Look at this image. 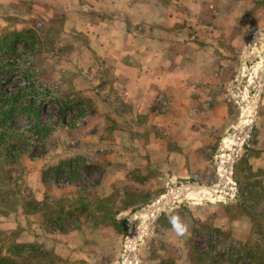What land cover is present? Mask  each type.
Here are the masks:
<instances>
[{
    "label": "rangeland",
    "instance_id": "obj_1",
    "mask_svg": "<svg viewBox=\"0 0 264 264\" xmlns=\"http://www.w3.org/2000/svg\"><path fill=\"white\" fill-rule=\"evenodd\" d=\"M206 4L212 29H218L215 16L222 12L227 16L221 26L233 29L228 57L213 69L214 75L222 76L224 99L209 101L216 110L213 114L192 116L196 126L209 124L216 129L201 126L198 161L190 165L188 177L173 181L155 169L143 166L140 171L122 161L133 153L131 148H137L131 142L133 136L139 141L141 132L129 131L128 139L115 135L125 126L123 121L131 123L123 109L122 121L105 104L107 82H92L91 61L82 59L85 63L79 65L83 36L74 34L77 42L69 48V37L62 39L59 16L32 19L26 14L27 4L20 11L0 8V218L10 216L16 223L15 228L1 229L0 264H9L4 257H13L10 249L17 244L34 246L30 264H121L126 240L138 232L143 220L140 213L185 184L213 186L217 191L168 202L137 238L134 264L171 263L163 257L166 249L158 241L156 226L168 216L188 226L190 264H255L264 259L263 171L250 162L259 155L251 146L264 70L259 82L248 83L253 67L264 58V0H207ZM253 6L259 8L257 13L251 11ZM13 29L23 34L11 40L7 33ZM94 91L105 94L101 101ZM247 101L255 102L253 118L235 148L231 182L225 187L219 180L220 155L233 139ZM167 103L166 99L165 107ZM202 103L199 109L204 108ZM139 116V121L147 118ZM33 197L42 200L35 205L41 207L38 212L22 207ZM101 226L114 227L116 241L89 247L83 257L73 254L74 248L64 241L76 230L88 242L95 241L87 237ZM18 250L23 257L28 252Z\"/></svg>",
    "mask_w": 264,
    "mask_h": 264
},
{
    "label": "crops",
    "instance_id": "obj_2",
    "mask_svg": "<svg viewBox=\"0 0 264 264\" xmlns=\"http://www.w3.org/2000/svg\"><path fill=\"white\" fill-rule=\"evenodd\" d=\"M206 2L0 0V8L20 11L21 5L27 4L29 11L26 14L32 19L49 21L59 16L63 21L62 39L69 37L66 40L70 43L69 48L77 42L76 38H72L74 34L83 36L85 48L79 55V65L85 63L82 59L91 61L88 65L95 68L92 82H107V103L103 99L102 103L116 110L114 113L122 121L123 109L122 115L128 121L124 120L131 123L128 126L123 121L126 127L117 129L115 135L128 139L129 131L142 133L139 141L133 136L131 144L137 148H131L133 153L124 155L122 161L132 165L133 169L140 168V171H143V166L145 170L155 169L161 175L167 174L173 181L188 177L192 168L190 165L198 161L196 150L202 144L197 132L201 126L204 130L216 129L209 124L196 126L197 119L192 116L213 114L216 110L212 109L209 101L224 99L222 76L214 75L213 69L228 57L233 29L221 26L222 17L227 16V12H222L220 16L216 13L219 27L212 29L209 25L212 14L207 10ZM258 9L253 6L251 11L256 10L257 13ZM253 24H256L255 19ZM101 75L107 76V79L104 80ZM98 93L94 91L93 96L101 101L105 94ZM166 99L168 103L165 107ZM199 101L203 102V109H199ZM163 114L167 117L161 118ZM139 115L147 118L139 121ZM170 134L177 136L170 138ZM251 147L259 151V155L250 162L262 168L264 183V91L258 106L255 139ZM157 224L158 241L166 249L162 251L163 257H169L170 264H190L188 226L172 216L165 221L164 218L159 220ZM15 226L10 216L0 218V230ZM117 236L114 227L101 226L87 237L96 238L95 241L88 242L78 230L67 234L64 241L74 248L73 254L83 257L89 247L93 249L113 244Z\"/></svg>",
    "mask_w": 264,
    "mask_h": 264
},
{
    "label": "bare ground",
    "instance_id": "obj_3",
    "mask_svg": "<svg viewBox=\"0 0 264 264\" xmlns=\"http://www.w3.org/2000/svg\"><path fill=\"white\" fill-rule=\"evenodd\" d=\"M264 70V58H262L261 61H258L255 66L252 69L251 73V79L248 80V83H251L253 80H256V83L261 80L262 71ZM246 101V100H244ZM248 109L244 110L242 116L240 117V120L235 125L234 133H233V139L228 141V144L223 147V153L220 155V161H219V175H220V181L223 183V186H228L231 182L230 180V173L232 169L233 159H234V153L235 148L240 144V141L245 136L249 125L251 123V120L253 118L254 114V106L255 102H248L247 101ZM217 189H203V190H197V191H184V193H180L177 190H173L172 193L175 194L174 198L187 196V194L195 193V194H202V195H210L215 194ZM187 192V193H186ZM158 203L151 206V209H146L143 213H140V216H142L143 220L141 222V225L139 226L138 232L131 233L127 240H126V248L124 250L123 258L121 264H134V252H135V244L137 242V238L140 236L142 232L147 228L146 225L150 221V219L156 214V212L159 210L160 204L157 206ZM144 228V229H143ZM143 229V231H142Z\"/></svg>",
    "mask_w": 264,
    "mask_h": 264
},
{
    "label": "trees",
    "instance_id": "obj_4",
    "mask_svg": "<svg viewBox=\"0 0 264 264\" xmlns=\"http://www.w3.org/2000/svg\"><path fill=\"white\" fill-rule=\"evenodd\" d=\"M9 36L13 37L11 40L15 39L16 37H19L23 34V31H17L16 29H13L11 31H8L7 33ZM42 200H39L38 198H31V200L29 199L28 201L25 200L23 201V204L22 207L26 210V211H34V212H38L40 208L38 207H35V205L39 204ZM32 203L33 206H32ZM29 208V209H28ZM60 217V216H59ZM1 232V230H0ZM18 247L20 248H25V249H28L27 253L25 254V256H21L20 254V251L18 250ZM34 250V246L31 245V244H17V246H13L11 249H10V252L12 253L13 257L12 256H9V257H4V259L6 260V262H8L9 264H20L23 260L24 262L22 264H30V260L32 259V251ZM217 256H213V259H216ZM20 261V263H19ZM211 264V263H209ZM255 264H264V259L262 261H258V262H255Z\"/></svg>",
    "mask_w": 264,
    "mask_h": 264
},
{
    "label": "water",
    "instance_id": "obj_5",
    "mask_svg": "<svg viewBox=\"0 0 264 264\" xmlns=\"http://www.w3.org/2000/svg\"><path fill=\"white\" fill-rule=\"evenodd\" d=\"M249 47V44L247 46V48ZM246 48V49H247ZM218 184H216L215 186H217ZM213 188V186H205L202 184H185V185H180L177 188V191L180 193H184V191H197V190H203V189H207V190H211ZM186 192V193H187ZM175 197V194L172 193L170 195H168L167 197L163 198L161 201L157 202V206L160 204L159 210L156 212V214H154V216L150 219L151 222L154 221L155 216H157L162 210H164V208L167 206L168 202L172 201ZM152 207H148V209H151Z\"/></svg>",
    "mask_w": 264,
    "mask_h": 264
}]
</instances>
